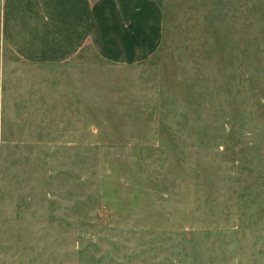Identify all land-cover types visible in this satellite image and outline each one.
Here are the masks:
<instances>
[{
  "label": "rangeland",
  "instance_id": "1",
  "mask_svg": "<svg viewBox=\"0 0 264 264\" xmlns=\"http://www.w3.org/2000/svg\"><path fill=\"white\" fill-rule=\"evenodd\" d=\"M154 1L127 66L0 29V264H264V0Z\"/></svg>",
  "mask_w": 264,
  "mask_h": 264
},
{
  "label": "crops",
  "instance_id": "2",
  "mask_svg": "<svg viewBox=\"0 0 264 264\" xmlns=\"http://www.w3.org/2000/svg\"><path fill=\"white\" fill-rule=\"evenodd\" d=\"M0 29L29 65L59 68L91 53L127 66L155 53L162 16L154 0H2Z\"/></svg>",
  "mask_w": 264,
  "mask_h": 264
}]
</instances>
